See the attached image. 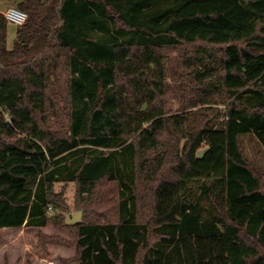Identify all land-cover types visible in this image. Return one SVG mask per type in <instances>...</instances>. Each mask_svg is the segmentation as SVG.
Returning <instances> with one entry per match:
<instances>
[{
    "label": "trees",
    "instance_id": "trees-1",
    "mask_svg": "<svg viewBox=\"0 0 264 264\" xmlns=\"http://www.w3.org/2000/svg\"><path fill=\"white\" fill-rule=\"evenodd\" d=\"M14 1L28 21L10 48L0 13V229L70 233L40 246L75 247L77 264H264V175L240 143L251 134L264 148V0ZM171 49L204 67L201 103L232 99L221 117L166 110ZM89 148L133 157L131 210L125 175L85 178ZM80 149L72 174L95 218L65 224L46 212L61 198L54 174Z\"/></svg>",
    "mask_w": 264,
    "mask_h": 264
},
{
    "label": "rangeland",
    "instance_id": "rangeland-1",
    "mask_svg": "<svg viewBox=\"0 0 264 264\" xmlns=\"http://www.w3.org/2000/svg\"><path fill=\"white\" fill-rule=\"evenodd\" d=\"M11 6H16L14 0H0V13ZM16 30L17 27L9 25L8 37L9 47L12 48L13 40L11 39V30ZM16 33V31H15ZM15 40V39H14ZM169 56V64L167 65L166 79V95L163 98V104L169 114L189 115L194 112H201L198 119L201 122H207L211 117L216 120L221 117L231 103L232 99L226 95L210 96L211 100L208 104H203L201 101L207 97L200 91H195L192 87L194 84V73L199 67L194 63L195 53L193 50L171 49L167 52ZM220 55V54H218ZM213 61V60H212ZM212 64H215L213 61ZM197 104L196 106H194ZM219 111V115H217ZM241 149L244 155L248 158L252 166L264 175V148L260 144L257 137L254 135H244L240 138ZM122 150V152H120ZM119 156L112 155L113 152H108L106 149L89 148L87 150L88 157L91 161L87 164L84 176L96 178L105 169L112 170L115 176L120 177L125 175L128 186L124 188L126 193L125 203L128 209L131 210L132 200L130 199V187L134 183L135 175L133 173V157L128 151L120 149ZM114 151V150H113ZM128 156H126L127 154ZM84 153L82 149L77 150L68 156L69 163L60 166V170L54 174V191L60 195V201L57 208L51 205L47 209V214L58 216L59 219L66 222L69 215H74L78 211L83 212V222L87 219L95 217L87 216V212L80 209L83 203V197L77 194V183L74 181L73 170L80 167L84 163ZM85 157V156H84ZM68 163V166L66 167ZM130 183V184H129ZM44 186L41 185L37 190L34 212L38 213L41 210ZM139 189V186H138ZM101 194L105 200L113 204L116 201L115 185L106 184L101 190ZM96 206L97 211L101 212L99 205ZM66 224V223H65ZM41 235L47 237H59L65 242L72 241L71 234L61 233L53 226L51 227H21L16 229H0V264H77L71 260L76 257L77 249L75 247H64L61 245H52L46 247L40 246ZM69 262V263H67Z\"/></svg>",
    "mask_w": 264,
    "mask_h": 264
},
{
    "label": "built area",
    "instance_id": "built-area-1",
    "mask_svg": "<svg viewBox=\"0 0 264 264\" xmlns=\"http://www.w3.org/2000/svg\"><path fill=\"white\" fill-rule=\"evenodd\" d=\"M1 13L7 19L9 25L23 26L28 21L27 14L16 6H11Z\"/></svg>",
    "mask_w": 264,
    "mask_h": 264
},
{
    "label": "water",
    "instance_id": "water-1",
    "mask_svg": "<svg viewBox=\"0 0 264 264\" xmlns=\"http://www.w3.org/2000/svg\"><path fill=\"white\" fill-rule=\"evenodd\" d=\"M208 150L209 149H202V150L198 151V156L200 158H204L205 157L204 155L208 152ZM82 220H83V212L78 211L74 215H69L67 217L66 224L81 223Z\"/></svg>",
    "mask_w": 264,
    "mask_h": 264
},
{
    "label": "crops",
    "instance_id": "crops-1",
    "mask_svg": "<svg viewBox=\"0 0 264 264\" xmlns=\"http://www.w3.org/2000/svg\"><path fill=\"white\" fill-rule=\"evenodd\" d=\"M15 27H16V26H15ZM15 31H16V30H14V29L11 30V37H12L11 39H12L13 41H14V39L16 38V37H15Z\"/></svg>",
    "mask_w": 264,
    "mask_h": 264
}]
</instances>
